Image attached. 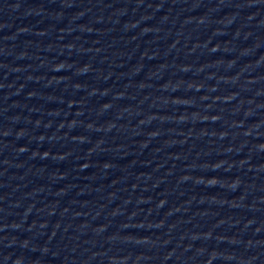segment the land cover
<instances>
[{
  "label": "water",
  "instance_id": "obj_1",
  "mask_svg": "<svg viewBox=\"0 0 264 264\" xmlns=\"http://www.w3.org/2000/svg\"><path fill=\"white\" fill-rule=\"evenodd\" d=\"M0 264H264V0H0Z\"/></svg>",
  "mask_w": 264,
  "mask_h": 264
}]
</instances>
